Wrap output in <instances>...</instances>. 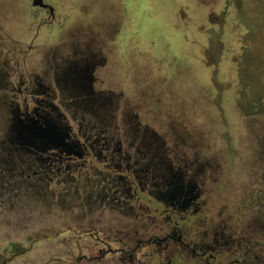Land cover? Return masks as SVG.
I'll list each match as a JSON object with an SVG mask.
<instances>
[{"label": "rangeland", "instance_id": "1", "mask_svg": "<svg viewBox=\"0 0 264 264\" xmlns=\"http://www.w3.org/2000/svg\"><path fill=\"white\" fill-rule=\"evenodd\" d=\"M48 4L53 24L37 29L48 14L31 0H0V75L5 57L12 67L21 51L37 75L55 64L101 62L92 86L108 108L61 109L67 125L85 137L105 131L148 180L163 184L180 172L201 195L197 212L167 224L162 209L153 211L156 199L113 200L130 181L125 168L93 157L73 178L34 176L46 165L10 143L12 109L0 105V264H205L171 240L144 244L179 234L197 254L201 245L214 248L206 257L215 264H264V71L243 76L264 60V0ZM244 99L260 101L258 116H244Z\"/></svg>", "mask_w": 264, "mask_h": 264}, {"label": "flooded vegetation", "instance_id": "2", "mask_svg": "<svg viewBox=\"0 0 264 264\" xmlns=\"http://www.w3.org/2000/svg\"><path fill=\"white\" fill-rule=\"evenodd\" d=\"M34 9H41L48 14V19L38 20L39 24L37 29L42 26H50L55 19L53 7L48 4V0H42L38 7L33 6ZM45 6V8H42ZM37 37V33L34 38ZM33 38V39H34ZM32 39V40H33ZM32 47H28V52H31ZM24 54V55H23ZM27 53L21 51L19 55L21 58H16V54L10 58L13 62V66L9 67L10 60L4 61L2 68L6 69L5 79L3 75H0V90L6 92V94L0 91V105L4 109L10 110L12 116V127L14 129L13 143L21 147L26 153L36 156L38 161L45 164V170L43 172H32V175L47 176L45 174L50 173V176H56L64 174L65 177L73 178L75 172L85 167L88 160L93 157L98 162H102L106 165V168L111 166L115 167L119 171L125 170L127 178L130 181L123 183L126 187L115 190L113 193V200L118 204L120 199H128L139 203L140 195H147L150 199H153L159 203V207L153 211L155 213L162 209L163 215H165V221L167 224L171 223L172 216L175 218L183 219L184 216H188L190 213L197 212V201L201 192L195 190V186L192 183H183V174L177 172L180 175V191L175 189L174 176H167L163 179V184H157L155 178L147 179L146 169L133 170L132 166L126 163L127 160L122 159L120 156L121 149L118 144H112V140L109 138L105 131H99L93 135L85 137L81 133L80 129L71 125H67L66 115L61 112V109H107L108 101L104 100L102 93L93 91V86L96 83L94 77L95 72L99 67L103 66L101 62L95 63L90 61H84L83 67L72 63L70 68H60L55 64L54 68L42 71L40 75L35 73V67L27 64ZM63 66V65H62ZM61 66V67H62ZM50 71L54 72V79H49ZM67 92V93H66ZM84 97V98H83ZM65 122V123H63ZM31 123L35 124L38 132L44 129L51 130L62 140V144L57 148L56 142L48 144L47 141L36 140L29 143L26 137L20 139L18 136L19 126H29ZM106 135L107 137H103ZM127 137V134H124ZM128 139L129 136L127 137ZM94 139V140H92ZM132 141H135L132 139ZM127 144V141H125ZM46 145V147L44 146ZM129 147V144L127 145ZM138 154L142 155L138 150ZM118 160L115 163V159ZM123 160V166L121 161ZM115 163V164H114ZM41 164V165H42ZM41 167V166H40ZM167 169V168H166ZM168 171H170L168 169ZM115 172V171H113ZM143 174L142 176H140ZM72 175V176H71ZM122 176V175H120ZM126 178V177H124ZM116 180L118 178H115ZM123 181V179L119 178ZM50 181V180H49ZM107 183V182H106ZM115 186L111 181L109 187ZM153 200H149L148 205L152 204ZM155 201V202H156ZM139 209L143 212V215H148L150 207L144 208L139 205ZM193 211V212H191ZM143 215H140L144 219ZM147 221L151 223L153 220L147 217ZM176 224V223H175ZM168 240L177 242L188 249L192 258H204L205 264H215L216 257L210 255L206 257L208 250L214 252V248L207 245H201L196 250L189 248V245H185L181 240L179 234L177 238L171 235H166L162 240L159 238H149L144 244L151 245L156 241L167 242ZM143 244V242H142ZM218 250L221 246L216 243ZM225 254L220 252V262L224 258ZM133 258L132 255L129 256ZM234 264H240L237 261H233ZM220 264V263H218ZM228 264H232L228 262Z\"/></svg>", "mask_w": 264, "mask_h": 264}, {"label": "water", "instance_id": "3", "mask_svg": "<svg viewBox=\"0 0 264 264\" xmlns=\"http://www.w3.org/2000/svg\"><path fill=\"white\" fill-rule=\"evenodd\" d=\"M42 0H33V6L34 7H38L41 6ZM42 8H45V6H42ZM51 130L48 129H44L38 132L35 124L31 123V125L29 126H19L18 129V136L20 139L24 138V136L26 137V139L28 140L29 143L34 142L36 140H40V141H47L48 144H52V142H56L57 146L55 148H57L59 145L62 144V140L60 139L56 133L51 132ZM46 147V145H44ZM174 180H175V190L176 191H180V175L176 174L174 175Z\"/></svg>", "mask_w": 264, "mask_h": 264}, {"label": "trees", "instance_id": "4", "mask_svg": "<svg viewBox=\"0 0 264 264\" xmlns=\"http://www.w3.org/2000/svg\"><path fill=\"white\" fill-rule=\"evenodd\" d=\"M249 31H250V29H249ZM249 33V32H248ZM246 38H248V36L246 37ZM249 39V38H248ZM256 52V50L252 53V55L254 54ZM249 55V54H248ZM260 64H258V62L257 63H255L254 65H253V68H252V71L251 70H249V69H247L248 70V72H249V74H248V72H245V70H244V78H245V76L247 77V78H250L251 77V75L252 76H254L253 74H257V73H260L262 70L264 71V60H262L261 62H259ZM258 64V65H257ZM252 72V73H251ZM241 73H242V71H241ZM245 73H246V75H245ZM258 75V74H257ZM244 103V104H243ZM243 105H245V106H243ZM238 108L239 109H243V112H244V116L245 117H247V118H252V117H254V116H258V114L261 112V111H259L258 109H263V106L261 105V103H260V101L259 100H257V101H255V100H250V99H244L243 101H241V102H239L238 103ZM264 113H261V115H263Z\"/></svg>", "mask_w": 264, "mask_h": 264}]
</instances>
